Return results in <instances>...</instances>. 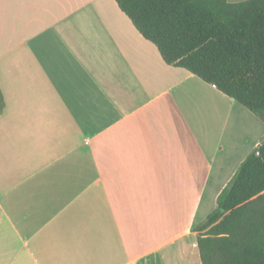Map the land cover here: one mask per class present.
Masks as SVG:
<instances>
[{"label":"crops","instance_id":"0c3cea01","mask_svg":"<svg viewBox=\"0 0 264 264\" xmlns=\"http://www.w3.org/2000/svg\"><path fill=\"white\" fill-rule=\"evenodd\" d=\"M0 90V264H201L232 98L115 0H0Z\"/></svg>","mask_w":264,"mask_h":264},{"label":"trees","instance_id":"16d2710c","mask_svg":"<svg viewBox=\"0 0 264 264\" xmlns=\"http://www.w3.org/2000/svg\"><path fill=\"white\" fill-rule=\"evenodd\" d=\"M115 2L165 64L188 70L264 122V0ZM194 230L201 264H264V139Z\"/></svg>","mask_w":264,"mask_h":264},{"label":"rangeland","instance_id":"374dc122","mask_svg":"<svg viewBox=\"0 0 264 264\" xmlns=\"http://www.w3.org/2000/svg\"><path fill=\"white\" fill-rule=\"evenodd\" d=\"M228 1L237 2L242 0ZM194 92V95L198 96L197 91L195 90ZM194 95L193 98H195ZM228 102L229 101L224 98L221 100L220 114L223 117V130L218 137V142H220L222 145L220 159L223 166L220 171H217L218 168L215 167L216 174L214 176L215 178L213 179L214 181H212V186L207 188V195L205 196L203 202L206 215H208L216 206L215 202L212 201L214 188L219 185V183H222L228 175L232 177L242 162L244 152L249 150V153H251L255 149H250L253 144L257 142L260 143L264 139V122H262L256 115L237 102L234 103L235 105H233L229 110ZM227 110H229V112ZM226 113H230L231 119L230 123L227 121V124H224V121L226 120V118H224ZM216 163L218 162L216 161ZM201 213L202 211L199 214V218L201 217Z\"/></svg>","mask_w":264,"mask_h":264},{"label":"water","instance_id":"95a60500","mask_svg":"<svg viewBox=\"0 0 264 264\" xmlns=\"http://www.w3.org/2000/svg\"><path fill=\"white\" fill-rule=\"evenodd\" d=\"M255 154H256V155H258V154H259V151H258V150H257V151H255Z\"/></svg>","mask_w":264,"mask_h":264}]
</instances>
